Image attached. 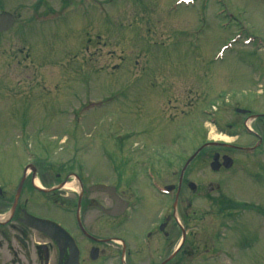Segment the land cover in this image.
I'll return each mask as SVG.
<instances>
[{
  "label": "rangeland",
  "instance_id": "rangeland-1",
  "mask_svg": "<svg viewBox=\"0 0 264 264\" xmlns=\"http://www.w3.org/2000/svg\"><path fill=\"white\" fill-rule=\"evenodd\" d=\"M3 11L16 21L0 35V165L29 144L40 160L151 159L165 179L166 160L201 141L251 145L245 124L260 153L193 172L231 181L220 194L240 200L238 222L218 225L215 189L194 200L188 264H264V0H0ZM228 123L238 137L219 132Z\"/></svg>",
  "mask_w": 264,
  "mask_h": 264
},
{
  "label": "flooded vegetation",
  "instance_id": "flooded-vegetation-1",
  "mask_svg": "<svg viewBox=\"0 0 264 264\" xmlns=\"http://www.w3.org/2000/svg\"><path fill=\"white\" fill-rule=\"evenodd\" d=\"M12 16L10 28L0 35L13 28ZM226 126H218L219 132L238 137L235 124ZM240 126L255 137L251 145L223 138L215 140L217 144L201 141L179 163L166 160L170 175L165 179L151 159L108 158L100 166L83 159L40 160L32 145L21 144L23 159L0 165V264H188L199 248L190 226L195 221L190 212L194 200L208 199L215 189L224 218L218 225L229 228L238 222L235 210L240 200L220 194L231 181L219 176L214 184L203 182L193 172L202 166L222 174L260 153L263 138L245 124ZM33 218L55 225L40 230L30 224ZM210 253L216 252L207 247L197 256L209 261Z\"/></svg>",
  "mask_w": 264,
  "mask_h": 264
},
{
  "label": "water",
  "instance_id": "water-1",
  "mask_svg": "<svg viewBox=\"0 0 264 264\" xmlns=\"http://www.w3.org/2000/svg\"><path fill=\"white\" fill-rule=\"evenodd\" d=\"M12 22H13V16L11 14L1 13L0 14V31H5V30L9 29ZM216 159H217V157L215 156L214 160L212 162V167L216 163ZM50 223L52 225H55L52 222H47V221H43V220L33 218V220H31L30 224L33 225L37 229L43 230L44 228H46L47 225H50Z\"/></svg>",
  "mask_w": 264,
  "mask_h": 264
}]
</instances>
